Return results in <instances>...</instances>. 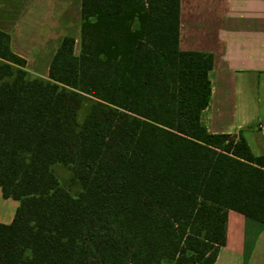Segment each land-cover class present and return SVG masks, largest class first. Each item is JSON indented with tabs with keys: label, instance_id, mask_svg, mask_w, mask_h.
<instances>
[{
	"label": "trees",
	"instance_id": "16d2710c",
	"mask_svg": "<svg viewBox=\"0 0 264 264\" xmlns=\"http://www.w3.org/2000/svg\"><path fill=\"white\" fill-rule=\"evenodd\" d=\"M180 9L82 0L48 79L0 31V264H213L230 210L264 227V156L202 124L212 59L180 50ZM76 163L73 196L53 167Z\"/></svg>",
	"mask_w": 264,
	"mask_h": 264
},
{
	"label": "crops",
	"instance_id": "0c3cea01",
	"mask_svg": "<svg viewBox=\"0 0 264 264\" xmlns=\"http://www.w3.org/2000/svg\"><path fill=\"white\" fill-rule=\"evenodd\" d=\"M82 0H0V31L33 76L49 78L67 36L80 44ZM182 52L209 55L211 98L201 121L211 134L244 138L264 156V0H181ZM20 202L0 190V223ZM213 264H264V227L230 210L226 244Z\"/></svg>",
	"mask_w": 264,
	"mask_h": 264
},
{
	"label": "rangeland",
	"instance_id": "374dc122",
	"mask_svg": "<svg viewBox=\"0 0 264 264\" xmlns=\"http://www.w3.org/2000/svg\"><path fill=\"white\" fill-rule=\"evenodd\" d=\"M76 54H80V44L76 47ZM93 99L88 95H83V102L78 111V121H82V119L86 116L89 107L91 106ZM80 170V166L76 163L75 167H64V166H54L53 172L54 175L58 178L61 185L73 196L78 195L81 190V182L78 178V172Z\"/></svg>",
	"mask_w": 264,
	"mask_h": 264
}]
</instances>
